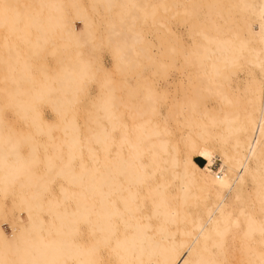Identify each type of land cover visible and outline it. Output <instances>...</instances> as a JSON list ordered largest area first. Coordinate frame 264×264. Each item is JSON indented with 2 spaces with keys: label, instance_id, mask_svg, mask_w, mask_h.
<instances>
[{
  "label": "bare ground",
  "instance_id": "6f19581e",
  "mask_svg": "<svg viewBox=\"0 0 264 264\" xmlns=\"http://www.w3.org/2000/svg\"><path fill=\"white\" fill-rule=\"evenodd\" d=\"M87 4L0 0V264H264V0Z\"/></svg>",
  "mask_w": 264,
  "mask_h": 264
},
{
  "label": "rangeland",
  "instance_id": "374dc122",
  "mask_svg": "<svg viewBox=\"0 0 264 264\" xmlns=\"http://www.w3.org/2000/svg\"><path fill=\"white\" fill-rule=\"evenodd\" d=\"M87 1L88 0H84V2L87 4ZM88 5V4H87ZM95 16L97 17L98 15L97 14H95ZM99 18V19H98ZM103 18L105 19V17L103 16ZM97 22H96V25H100L99 27H98V33H102L103 32V24L101 23V16H98L97 17ZM99 21V22H98ZM103 22V21H102ZM75 25H76V28H78V30H81L82 29V26H81V24L78 22V21H75ZM172 28H174L173 29V33H176L177 35H179V36H183L184 35V29H181V28H178V27H176V26H172ZM97 33V34H98ZM151 34H149V38L151 39ZM103 49V50H102ZM95 50H97V51H95ZM94 51L95 52H93L92 53V58L96 61V62H98L99 63V66L104 70V71H112L113 70V65H114V61L112 60V57H111V54L109 53V51L106 49V48H101V49H95ZM99 50H101L100 52H99ZM103 53V54H102ZM107 53H109V54H107ZM156 54H157V52H156ZM100 55V56H99ZM98 56V57H97ZM48 57V58H47ZM46 57V59L45 60H47V61H45V62H48V65H56V63H54V62H56V60L54 59V58H51V56H47ZM49 57L51 58V60L49 59ZM97 58H99V59H97ZM157 58H159V56L157 57ZM97 59V60H96ZM101 61V62H100ZM51 62H53V64L51 63ZM239 76H240V81H243L242 79H244L245 78V74H244V72H240L239 73ZM93 85V86H92ZM91 87H90V91H89V94H90V96H86L85 98H84V102H86V103H88L89 101H91V100H94L95 99V97L98 95V92H99V90H98V87H97V85L95 84L94 85V83L93 84H91L90 85ZM172 89H171V93H170V95L171 96H174L175 95V98L172 100V101H166V103H167V110L169 111H172L175 107H174V105L173 104H179V103H181V101H183L184 100V96H183V94L181 93V92H176V90H175V86H173V87H171ZM98 90V91H97ZM95 97H94V96ZM235 97H237V96H235ZM92 98H94V99H92ZM86 99L88 100V102L86 101ZM242 99V102L244 103V97H242L241 98ZM214 104L216 105V102L215 101H212V102H210V106H212V107H214ZM179 106V105H178ZM47 108V107H46ZM85 109L87 108V107H84ZM83 108V109H84ZM87 109H90V107L88 106V108ZM42 110H43V112H44V117L46 118V119H48L51 123H53V122H55L56 121V115H54L53 114V112H52V109H50V108H47V110L45 109V107L44 108H42ZM46 110V111H45ZM49 110H51V112L49 111ZM55 117V118H54ZM52 118H54V119H52ZM9 120H11L10 122H13L14 121V116H10V118H9ZM13 120V121H12ZM159 121H163V119H159ZM15 125V127L17 128V129H19V130H21V128L22 127H26V126H23V124H18V125H16V124H14ZM14 125H13V127H14ZM20 126H22V127H20ZM19 127V128H18ZM23 129V128H22ZM24 130H27L26 128H24L22 131H24ZM55 133L56 132H59L58 130L56 131H54ZM42 141L43 140H46V139H41ZM41 140H40V143H41ZM25 151H27L28 149H27V147H26V149H24ZM194 160H195V162L199 165V166H206V161L205 160H203V159H201V158H197L196 156H194ZM217 165L218 166H221V162L220 161H218L217 162ZM8 217H10V216H8ZM21 218L23 219V220H25L26 219V216L22 213L21 214ZM7 219H10V218H7ZM10 221H8V222H6L7 224H5L4 222L2 223V229H3V231L5 232V234H6V236L7 237H9V238H12L13 237V235H14V231H13V229L11 228V226H10V223H9ZM18 229V228H17Z\"/></svg>",
  "mask_w": 264,
  "mask_h": 264
},
{
  "label": "built area",
  "instance_id": "2783aa9c",
  "mask_svg": "<svg viewBox=\"0 0 264 264\" xmlns=\"http://www.w3.org/2000/svg\"><path fill=\"white\" fill-rule=\"evenodd\" d=\"M219 168L220 166L217 165V162L215 163V165L213 166L212 170L215 172V173H219Z\"/></svg>",
  "mask_w": 264,
  "mask_h": 264
}]
</instances>
